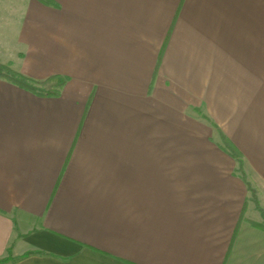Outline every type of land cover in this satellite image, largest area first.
Segmentation results:
<instances>
[{"label":"crops","instance_id":"crops-1","mask_svg":"<svg viewBox=\"0 0 264 264\" xmlns=\"http://www.w3.org/2000/svg\"><path fill=\"white\" fill-rule=\"evenodd\" d=\"M54 1L8 0L1 61L67 83L0 78L2 264H264V0Z\"/></svg>","mask_w":264,"mask_h":264},{"label":"trees","instance_id":"trees-1","mask_svg":"<svg viewBox=\"0 0 264 264\" xmlns=\"http://www.w3.org/2000/svg\"><path fill=\"white\" fill-rule=\"evenodd\" d=\"M43 3L47 5H53L55 6L56 3L54 0H40ZM0 78L6 79L20 87H23L37 95L40 96H55L60 97L62 93V89L67 83V77H64L62 75H54L50 76L46 79L39 80L34 79L23 72H20L17 69H14L10 64L8 63H2L0 62ZM220 136L222 139V144H219V146L228 154H230L236 162H238L239 167L236 168V173L240 172L241 176L247 182L249 190L253 192V198H256L254 191L252 190L251 183L249 180H247V176L244 173V160H243V154L240 151V149L234 144V142L227 137L223 132H220ZM11 258L9 256L4 257L0 259V264L5 263L9 261Z\"/></svg>","mask_w":264,"mask_h":264},{"label":"rangeland","instance_id":"rangeland-1","mask_svg":"<svg viewBox=\"0 0 264 264\" xmlns=\"http://www.w3.org/2000/svg\"><path fill=\"white\" fill-rule=\"evenodd\" d=\"M2 7L1 8V14H0V33H5L6 35H9V38L8 40L7 39H3V40H0V45L1 43L3 44V48L5 49H8V51H11V52H8V51H5V53L7 54V59H14V64H17V59H16V56H14L15 53L13 50H16L17 47H16V40H17V30L16 27H19L20 24H18V22L14 23L12 20H11V17L9 16V12H14L15 8L13 5H10V3H8V0H3L2 2ZM18 6V5H17ZM15 6V7H17ZM19 10L17 9V12ZM16 12V14H17ZM13 27V28H11ZM15 30V31H14ZM13 42V43H12ZM9 43L11 44V46H9ZM3 59V58H2ZM5 59V58H4ZM0 62L2 63H8L10 64V66L13 67V65L9 62H3L1 61L0 59ZM15 69V67H13ZM201 114H202V111H201ZM215 131H216V134H215V139H216V143L218 144H222V139H221V136H220V132H222V129L219 127V126H216L215 125ZM242 152V151H241ZM243 153V152H242ZM241 153V154H242ZM243 160H244V164H243V168H244V173L246 174L247 176V180H249L250 178V175H251V172L248 171V168H247V160L245 158V155L243 154ZM236 167L238 168L239 167V164L238 162H236ZM239 175H241L240 172H238ZM250 183H251V187H252V190L254 191V194L256 196V198H253V192L251 190L250 191V194H251V198L252 199H255L256 202L258 203V200H257V195H256V190H258L257 186L255 185V183L253 182V179L251 178L250 180Z\"/></svg>","mask_w":264,"mask_h":264}]
</instances>
